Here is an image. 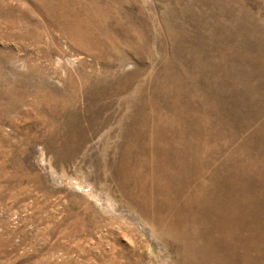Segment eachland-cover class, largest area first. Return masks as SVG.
I'll return each mask as SVG.
<instances>
[{"label":"rangeland","instance_id":"rangeland-1","mask_svg":"<svg viewBox=\"0 0 264 264\" xmlns=\"http://www.w3.org/2000/svg\"><path fill=\"white\" fill-rule=\"evenodd\" d=\"M234 192L264 221V0H0V264H264Z\"/></svg>","mask_w":264,"mask_h":264},{"label":"bare ground","instance_id":"bare-ground-1","mask_svg":"<svg viewBox=\"0 0 264 264\" xmlns=\"http://www.w3.org/2000/svg\"><path fill=\"white\" fill-rule=\"evenodd\" d=\"M240 43H241V42H240ZM260 71H261V70H260ZM193 91H194V90H193ZM198 134H199V133H198ZM172 147H174V146H172ZM183 147H184V146H183ZM185 149H187V148L185 147ZM172 150L174 151V149L172 148V149L170 150V152H172ZM168 151H169V149H168ZM183 151H184V150H183ZM170 152H169V153H170ZM180 152H181V151H180ZM184 152H185V151H184ZM184 152H182V155H183ZM189 152H190V151H188L187 153H189ZM169 153H168V154H169ZM173 153H174V152H173ZM175 153H176V152H175ZM174 155H175V154H174ZM174 155H173V156H174ZM182 155H181V156H182ZM186 155H187V154H186ZM189 155H190V154H189ZM177 156H178V155H177ZM192 156H194V155H192ZM242 156H243V155H242ZM179 157H180V156H179ZM185 157H186V159H188L187 156H185ZM240 157H241V156H240ZM174 158H176V157L174 156ZM168 159H169V157H168ZM177 159H178V158H177ZM182 159H183V158H180V159H179V162H180V160H182ZM174 160H176V159H173V162H174ZM170 161H171V160L169 159V162H170ZM191 161H192V160H190L189 162H191ZM171 162H172V161H171ZM181 162H183V161H181ZM181 162H180V163H181ZM189 162H186V163H189ZM195 162H196V161H195ZM196 163L198 164V161H197ZM172 164L174 165L175 162L172 163ZM184 164H185V163H184ZM164 165H165V164H164ZM185 165H186V164H185ZM187 165H188V164H187ZM174 166H175V165H174ZM194 166H195V164H194ZM176 167H177V166H176ZM180 168H183V165H182ZM194 168H195V167H194ZM183 169H186V167L183 168ZM190 169H191V168H190ZM190 169H186L187 172H189L188 170H190ZM196 169H197V166H196ZM198 169H199V166H198ZM173 170H174V169H173ZM176 170H178V169H176ZM186 170H185V171H186ZM194 170H195V169H194ZM198 171H200V170H198ZM169 172H170V171H169ZM182 172H183V170H182ZM175 173H176V172H175ZM190 173H191V172H190ZM198 173H199V172H198ZM172 174H174L173 171H172ZM182 174H183V173H182ZM182 174H178V175H182ZM193 174H194V171H193ZM170 175H171V174H170ZM183 175H184V174H183ZM185 175H186V174H185ZM185 175H184V178H185ZM171 176H172V175H171ZM199 176H200V175H199ZM177 177H178V176H177ZM180 177H181L180 179H181V181H182V180H183V179H182V176H180ZM186 179H187V177H186ZM186 179H184V180H186ZM198 179H199V178H198ZM172 180H173L174 182L178 180L179 183H180V180H179V179H177V180L172 179ZM172 180H171V181H172ZM187 180H188V179H187ZM187 180H186V181H187ZM186 181H185V182H186ZM189 181H190V179H189ZM189 181H188L187 183H190ZM199 181H200V180H199ZM183 182H184V181H183ZM181 184H182V183H181ZM181 184H180V186H181V187H182V186L184 187L185 184H184V185H183V184L181 185ZM187 185H188V184H187ZM185 186H186V185H185ZM196 186H197V185H196ZM189 187H190V186H189ZM197 188H198V187H197ZM197 190H198V189H197ZM187 191H188V189H187ZM206 191H207V190H206ZM206 191H204V192H206ZM208 191L210 192V190H208ZM198 192H199V190H198ZM198 192H197V193H198ZM204 192H203V193H204ZM211 192H212V190H211ZM190 193H191V192H189V193L187 194V196H189ZM203 193H202V195H203ZM234 193H235V192H234ZM248 193H249V192H248ZM209 194H210V193H209ZM212 194H213V193H212ZM197 195H198V194H197ZM200 195H201V194H200ZM200 195H199L198 197H196V198L199 199ZM204 195H206V194H204ZM204 195H203V196H204ZM218 195H219V194H218ZM203 196H202V198L205 199V197H203ZM209 196H210V195H209ZM209 196L207 195L206 199L203 200L204 203L206 204V205H205L206 209L212 207V205H209L210 202H214V201H212V198H210ZM212 196H214V194H213ZM215 196H217V195H215ZM240 196H241V195H239V199H238V197H237V193H235L234 195H232V197H233V202H232V204H230V205H232V211H230V209H231V208H230V209H229V211H230V212H229V213H230L229 215L227 214V212L224 213V214H226V216L223 217V220H222L223 223H222V225H221V228L223 229V228H224V225H225V226H229V225H231V226L234 227L235 229L238 228V227H240V226H244V227H245V226H246V227L249 226V227H250V230H249V229H245V230H246V231L249 230V234H250V232H251L250 237H251V239L253 240V242H254V240H256V239H257L258 242H260V239H262V241H263V235H264V229H263V228H264V221H263L262 219H261V220H257L256 218H255V219L252 218L253 220H252L250 223H248V224L245 225V223H247V222L250 221L251 219L245 221V220L242 218V214H243V213L241 212V210H240L241 207L239 206V204H240V202H241V201H240V200H241ZM191 197H192V195H191L190 198H188V199H192ZM241 197H242V196H241ZM215 199H217V198H215ZM218 199H219V198H218ZM222 199H223V198H222ZM242 199H243V198H242ZM220 200H221V199H219L218 202H220ZM198 201H200V200H198ZM230 202H231V201H230ZM254 202H255V201H254ZM241 203H242V202H241ZM198 204H199V203H198ZM215 205H218V203H217V204L215 203ZM228 205H229V204H228ZM202 206H203V205H202ZM216 207H217V206H216ZM219 208H224V205L222 204L221 207H219ZM196 209H197V208H196ZM213 209H214V208H213ZM213 209L211 210L212 212H213ZM224 209H225V208H224ZM216 210H217V208H216ZM205 211H206V210H205ZM194 212H195V211H194ZM194 212L192 211V213H194ZM212 212H210V213H211V216H212ZM221 212H223V211H221ZM221 212H220V214H221ZM210 213H209V214H210ZM215 213H216V212H215ZM244 213H245V211H244ZM247 213H248V212H247ZM195 214H196V216L198 217L197 213H195ZM195 214H194V216H195ZM251 214H252V215H255L256 213L252 212ZM190 215H191V214H190ZM205 215H206V214H205ZM221 215H222V214H221ZM243 215H244V214H243ZM202 216H204V215H202ZM217 217H218V216H217ZM219 217H220V215H219ZM202 218H203V217H202ZM204 219H206V218H204ZM193 220H194V219H192V223L194 222ZM202 220H203V219H202ZM202 220H201V222H203ZM211 220H212V222H213V218H212ZM211 220H210V221H211ZM197 221H198V220L196 219L195 222H197ZM206 221H207V219H206ZM216 221H217V220H216ZM216 221H215V222H216ZM201 222L198 221V223H200V225L202 224ZM212 222H211V224H212ZM189 223H190V219H189ZM198 223H197V224H198ZM208 223H209V222H208ZM216 223H217V222H216ZM216 223H215V226H216ZM218 223H219V222H218ZM212 225H214V224H212ZM194 226H195V224H194ZM231 226H230V228L234 231L235 229H233ZM198 227H199V226H198ZM201 227H203V226L201 225ZM201 227H200V229L202 230ZM213 227H214V226H213ZM244 227H242V228H244ZM214 228H215V227H214ZM225 228H226V227H225ZM230 228H229V229H230ZM242 228H241V229H242ZM247 228H248V227H247ZM241 229L238 228V230H241ZM196 230H197V229H196ZM208 230H209V229H208ZM213 230H214V229H213ZM238 230H237V231H238ZM216 231H217V230H216ZM221 231H223V230H221ZM226 231H227V230H226ZM226 231H225V232H226ZM193 232H195V231H193ZM197 232H198V231H197ZM209 232H210V231H209ZM209 232H208V234H209ZM211 232H212V231H211ZM213 232H214V231H213ZM218 232H219V230H218ZM205 233L207 234V232H205ZM239 233H240V232H239ZM242 233H243V232H242ZM247 233H248V232H247ZM189 234H190V233H189ZM196 234H197V233H196ZM198 234H199V235H204V233H203V234H200V232H198ZM233 234H234V233H233ZM233 234H232V237H234ZM249 234H248V235H249ZM237 235H238V233H237ZM245 235H246V234H245ZM254 235H257V236L253 237ZM178 236H179V235H178ZM192 236H194V234H193ZM219 236L221 237V235H219ZM219 236H218V237H219ZM259 236H260V238H259ZM186 237H188V235H186ZM206 237H207V236H206ZM209 237H210V234H209ZM232 237H231V238H232ZM200 238H201V237H200ZM200 238H198L199 241H200ZM207 238H208V237H207ZM210 238H211V237H210ZM212 238H214V237L212 236ZM212 238H211V241H213ZM242 238H243V237H242ZM244 238H247V237L244 236ZM186 239H189V238H186ZM190 239H191V237H190ZM190 239H189V240H190ZM195 239H197V238H195ZM204 239H205V237H204ZM215 239H216V238H214V240H215ZM222 239H223V238H222ZM247 239H248V238H247ZM202 240H203V239H202ZM206 240H207V239H206ZM209 240H210V239H209ZM216 240H217V239H216ZM216 240H215V241H216ZM220 240H221V239H220ZM233 240H234V239H233ZM186 241H187V240H186ZM211 241H210V243L213 244ZM215 241H214V242H215ZM189 242H190V241H189ZM202 242H203V241H202ZM220 242H221V241H219L218 243H220ZM222 242H223V241H222ZM222 242H221V244H222ZM251 242H252V241H251ZM251 242H250V243H251ZM186 243H187V242H186ZM190 243H191V242H190ZM204 243L206 244V242H204ZM210 243H209V244H210ZM224 243H225V242H224ZM246 243H248V241H247ZM255 243H257V242H255ZM211 244H210V245H211ZM187 245H188V243H187ZM192 245H194V244H192ZM210 245H207V244H206V246H210ZM241 245H242V243H241ZM249 245H250V244H249ZM251 245H252V243H251ZM251 245H250V246H251ZM260 245H262V244H260ZM184 246H185V245H184ZM221 246H222V245H221ZM224 246L226 247V243H225ZM253 246H254V245H252V247H253ZM262 246H264V245H262ZM194 247H196V246H194ZM194 247H193V248H194ZM216 247H217V246H216ZM222 247H223V246H222ZM225 247H223V248L225 249ZM248 247H249V246L247 245L246 248L249 249ZM185 248L188 249L187 247H185ZM207 248H208V247H207ZM209 248H210V247H209ZM209 248H208V249H209ZM212 248H213V247H212ZM233 248H234V247H233ZM246 248H245V250H247ZM259 248H260V247H259ZM186 249H185V251H186ZM213 249H214V248H213ZM230 249H231V248H230ZM251 249H253V248H251ZM251 249H250L249 251H251ZM189 250H190V249H189ZM189 250H188V251H189ZM199 250H200V249H199ZM214 250H215V249H214ZM225 250H226V249H225ZM260 250H261V249H260ZM210 251H211V250H210ZM212 251H213V250H212ZM227 251H228V250H227ZM227 251H226V252H227ZM233 251H234V249H233ZM236 251L238 252L239 250H236ZM236 251H235V252H236ZM242 251H243V250H242ZM183 252H184V250H183ZM199 252H200V251H198L197 254L200 255ZM202 252H203V250H202ZM202 252H201V253H202ZM206 252H208V251H207L206 248H205L204 253H206ZM254 252H255V251H254ZM254 252H253V253H254ZM186 253H187V251H186ZM193 253H194V251H193ZM227 253H230V252H227ZM247 253H248V252H247ZM247 253H244L245 255H244L243 258H244V260H246V261H251L250 264H252L253 260H252L251 256H250L249 254H247ZM251 253H252V252H251ZM261 253H262V252H261ZM206 254H207V253H206ZM208 254H209V252H208ZM217 254H218V253H217ZM220 254H222V256H223V261H225V260H224V258L226 257L225 252H224V253H220ZM235 254H237V253H235ZM188 255H189V254H188ZM203 255H204V254H202V256H203ZM251 255H252V254H251ZM190 256H191V255H190ZM195 256H197V258L199 257L198 255H195ZM215 256H216V255H215ZM222 256H221V257H222ZM232 256L235 257V255H233V254H232ZM242 256H243V255H242ZM221 257H220L219 255L216 256V257H215V258H216L215 261H217V263H219L220 261L222 262ZM257 257H258V256H257ZM260 257H261V256H260ZM209 258H210V257H209ZM209 258H208V260H209ZM186 259H188V258L186 257ZM199 259H203V258H199ZM253 259H256V256H255ZM257 259H258V258H257ZM191 260H192V259H191ZM203 260H205V259H203ZM206 260H207V259H206ZM208 260H207V261H208ZM213 260H214V259H213ZM213 260L211 261V263L213 262ZM192 261H193V260H192ZM194 261H195V259H194ZM196 261H197V260H196ZM199 261H200V260H199ZM215 261H214V262H215ZM246 261H245V262H246ZM260 261H261V260H260ZM188 262H189V260H188ZM201 262H202V261H201ZM221 262H220V263H221ZM194 263H195V262H194ZM198 263H199V262H198ZM205 263H206V262H205ZM217 263H216V264H217ZM220 263H219V264H220ZM196 264H197V263H196ZM200 264H201V263H200ZM209 264H210V262H209ZM230 264H231V261H230ZM242 264H243V263H242Z\"/></svg>","mask_w":264,"mask_h":264}]
</instances>
